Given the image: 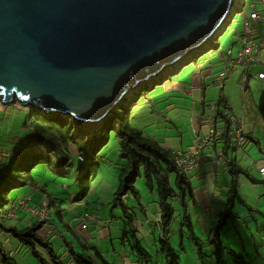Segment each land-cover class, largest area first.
I'll return each mask as SVG.
<instances>
[{
    "label": "water",
    "instance_id": "1",
    "mask_svg": "<svg viewBox=\"0 0 264 264\" xmlns=\"http://www.w3.org/2000/svg\"><path fill=\"white\" fill-rule=\"evenodd\" d=\"M235 5L0 0V100L98 124L131 92L209 45L231 23Z\"/></svg>",
    "mask_w": 264,
    "mask_h": 264
},
{
    "label": "trees",
    "instance_id": "2",
    "mask_svg": "<svg viewBox=\"0 0 264 264\" xmlns=\"http://www.w3.org/2000/svg\"><path fill=\"white\" fill-rule=\"evenodd\" d=\"M237 8L242 9L243 4L238 2ZM237 8L235 11L238 10ZM227 26L218 35L224 34L228 29H226ZM208 46L198 52L197 56L206 54ZM197 56L194 59H197ZM183 65L171 73H176ZM170 74L164 78H168ZM164 78L157 79L152 84L148 83L146 87L131 92L118 108L120 115H111L98 124L73 121L70 115L42 114L36 112L34 107H28V117L24 123L26 132L23 149L17 151L7 160L0 161V211L6 210L7 206L12 209L17 201L22 199L18 198L17 193L15 194L16 198L11 199L9 194L14 190H22L30 184H36V177L49 180L46 178L48 172L56 175L52 182H58V176L67 179L72 176V172H75L73 177L76 176L80 188L75 201L85 202L86 198H89L87 204H91L92 199L87 196L92 188V172H96L94 168L103 163L102 155L105 151L113 148L124 164L119 168V186L114 196V202L111 204V210L112 212L117 208L121 210V217L114 216V219L120 223L123 242L130 246L131 253L140 264H156L155 257L147 246H156L157 255L161 254L165 257L166 264H181L180 254L186 252L184 241L186 233L190 235L193 243L197 246V256L203 264H205V258L209 256L205 252V248L210 249L211 247L213 249L209 257L214 259L216 264H254V262L264 264V251L261 247L258 248V245H252L254 242L251 243L254 254H251L244 250L243 245L241 252H237L231 247L225 246L221 239L222 232L229 225L236 228L237 234H241L239 223L241 222V226L247 224L238 214L236 207L241 205L252 212V208L242 199L239 191L240 177L244 175L251 179L250 175L239 171L235 162L229 163L232 184L226 200L227 205L215 221L213 237L207 246L206 241L196 235L195 227H198V224L195 223L193 216L195 210L193 182L198 178L200 172H193L189 176L184 175L177 164L175 153L163 149L156 140L151 139L145 132L132 125V109L152 93ZM261 105L264 110V97L261 100ZM228 111L231 112L228 102L221 98L213 119L217 132L216 143L223 144L227 150L230 149L232 137V125L225 116ZM72 146L75 147V151L71 148ZM77 155L83 156L84 161L82 162ZM109 155L110 153L106 158ZM77 163H79L78 166ZM139 178L144 180L148 191L154 194V201L160 210L159 229L161 233L156 238L154 245L150 244L147 237L145 238L139 232L137 210L123 201L126 195L132 193L137 204L141 205L140 193L136 187ZM48 202L50 206L49 219L38 221L23 229L17 226H8L0 221V235L3 232L9 234L27 249L28 253L38 261V264H70L68 260H63L58 255L53 245L40 236V231L45 228L46 223L50 225L52 218L53 223L56 221V224H61V227L70 229V224L75 223L72 218L74 214H71L72 212L69 210L61 209L62 203L50 196H48ZM174 202L181 206L179 211H176ZM69 215L70 217L67 218ZM175 221L180 223L179 248H176L172 243L171 233ZM185 227H187L186 231ZM146 230L148 231L147 228ZM149 234L152 237L153 234ZM82 245L84 247L82 252L76 251L70 245L69 255L73 262L76 264H108L97 248H87L84 243ZM40 248L43 251H40ZM12 252L13 250L6 241L0 238V264H28L21 258L14 257ZM247 258L251 260H247Z\"/></svg>",
    "mask_w": 264,
    "mask_h": 264
},
{
    "label": "crops",
    "instance_id": "3",
    "mask_svg": "<svg viewBox=\"0 0 264 264\" xmlns=\"http://www.w3.org/2000/svg\"><path fill=\"white\" fill-rule=\"evenodd\" d=\"M245 5L243 4V7ZM235 23V21H231L227 28L230 25L233 27ZM241 26L244 27L245 23ZM236 31L241 39L244 30L240 31L238 29ZM233 34L234 36L236 35L232 30L230 37ZM229 43L227 42L224 52L219 50L220 45H218L216 46V54L206 57L203 62H201V58L213 49H209L202 56L199 55L198 57V54L195 55L197 59L193 57L191 62L183 65L176 73H173V71L168 78L163 77L164 80L160 85L155 87L152 93L143 98L132 109L131 123L136 129L142 130L148 137L156 140L163 149L173 153L188 152L198 145L200 137L207 134L209 130L208 119L211 112H213V107L218 106L221 98L226 99L235 118L242 122L247 141L241 151L227 150L223 144L219 143H216L214 150L215 152L225 150L226 156L235 159V164L239 171L246 172L251 177V179H248L242 175L239 186L242 199L252 208V212L249 211L248 213L252 219V224L242 225L240 234L241 239L247 235L246 242H248L241 240V248L238 249L236 247L238 250H234L241 252L243 245V248L245 247L244 250L246 252L249 251L246 248V244L250 245L249 241L253 240L254 244L252 245H258V248L261 247L264 251V240L258 243L253 230V228H256L258 233L264 232L261 231L262 229L264 230V225H262L264 223V180L259 174L261 169L264 168V110L261 105V100L264 97V80L259 78V74L264 73V66H259L252 71V78H256L255 83L258 85L255 89L249 85L246 87L242 86V94H233L229 93L228 83H226V88L220 90L216 84V79L219 72L224 69L229 61L226 51L234 47ZM176 76L178 77L175 78ZM3 105L4 103L0 104V149L9 151L11 157L17 151H21L25 145L23 139L26 129L24 128L25 122L21 120V113L26 108H19L14 105L13 107H16L19 111L16 112L17 110L15 111L13 107L5 110L6 105ZM214 112L216 113V110ZM13 114L15 117H13ZM15 136L18 141L14 139ZM117 155L115 152L107 158L115 162L112 165L114 175H111V179L112 181L115 179L114 181L118 182L115 190H112V198L111 196L102 197L100 195L91 198V204H87L88 201L78 203L75 201L77 193L73 181L71 179L69 181L59 179L58 182H52L55 179L52 174L46 175V178H49L50 181L36 177V184H30L17 192L18 198H30L29 205L31 207H41L43 202H48V196H50L62 203L61 209L69 210L72 212L71 214H74L72 218L75 223L70 224V229L61 227V224H56V221L53 223L52 218V221H50L52 232L49 233L46 228L40 231V236L53 245L58 255L63 260H68L70 264L73 261L69 255V250L71 247L75 250H82L84 248L82 243L87 248H97L108 264H111L110 261L118 262L119 257L122 258V264H140L133 253H131L130 246L123 242L120 223L114 219V216L117 218L121 217V210L119 208L114 209L113 212L111 210V204L114 202V196L119 186V168H121L120 165L124 164ZM104 164L102 163L98 167L100 172ZM78 165L79 163H77ZM196 172L200 173L198 178L194 179L195 182H193L195 194L193 216L198 227L201 225L204 228L208 227L210 236L206 237L207 241L205 240L208 243L211 242L213 237L215 221L227 205L226 200L232 184L231 168L227 162L219 161L217 158H209L204 166ZM115 175L117 176L116 178ZM138 183H141L138 186L141 205L137 204L132 193L126 195L123 201L137 210L139 232L145 238L147 237L150 244L154 245L156 238L161 233L159 229L160 210L154 201V194L148 191L145 182L138 181ZM9 196L12 199L13 195L9 194ZM151 204H155L158 209L153 211L150 207ZM88 214L97 215L99 223H90L88 230L83 231V233L79 223ZM69 217L70 215L67 218ZM241 218L245 220V218ZM38 221L37 217L22 209L12 219L1 222L6 223L8 226H17L23 229ZM95 231L97 232L94 233ZM149 233L153 234L152 237H150ZM229 237L230 234H228V239ZM0 238L4 239L13 250L14 257L21 258L28 264H38V261L28 253L27 249L16 242L9 234L3 232ZM107 241L113 246V251L106 252L101 249L102 243L100 242L105 243ZM231 241L234 245L236 244L235 239ZM40 251L43 250L40 248Z\"/></svg>",
    "mask_w": 264,
    "mask_h": 264
},
{
    "label": "built area",
    "instance_id": "4",
    "mask_svg": "<svg viewBox=\"0 0 264 264\" xmlns=\"http://www.w3.org/2000/svg\"><path fill=\"white\" fill-rule=\"evenodd\" d=\"M264 0H254L250 4V12L245 16L244 33L239 41V49L237 55L234 54V47L226 51V55L229 58L227 65L221 70L216 79V84L220 90H224L226 82L231 77V74L239 70L241 66L245 67L243 74V87L249 85L252 78V71L259 66H264ZM259 78L264 80V73L259 74ZM216 105V104H215ZM217 106V105H216ZM216 106L213 107V112L216 110ZM208 119V132L205 136L200 137L198 145L188 152L175 153L177 156V164L184 175L189 176L191 173L200 170L209 158H217L219 161L232 163L234 158H229L225 155V150L216 151V137L217 132L214 126V113ZM226 118L232 125V137H231V151H241L247 141V136L243 130L242 122L238 121L231 112H226ZM10 158V152L0 149V161ZM78 158L83 162L84 157L78 155ZM264 180V169L259 172ZM30 198L24 197L17 201L16 205L10 210L0 211V221H7L12 219L19 210H25L31 215L38 218L39 221H46L50 213V206L47 201L43 202L41 207H31ZM99 223L95 215H87L81 219V230H88L90 223ZM45 228L52 232V228L48 223L45 224Z\"/></svg>",
    "mask_w": 264,
    "mask_h": 264
},
{
    "label": "rangeland",
    "instance_id": "5",
    "mask_svg": "<svg viewBox=\"0 0 264 264\" xmlns=\"http://www.w3.org/2000/svg\"><path fill=\"white\" fill-rule=\"evenodd\" d=\"M253 1L254 0H237L236 1L237 5H238V2L240 4H246V6L244 7V12L243 13L242 12L236 13L235 20H234L236 23L233 24V27H232V25H230L228 27L227 31L224 34H220L219 36H217V38H215L212 41L213 43H211L209 45L208 50L209 49H213V50H211L206 56H203V58H201V62H203L206 57H209V56H212V55L216 54V52H217L216 51V48H217L216 46H218V45H220L219 50L221 52H224V50L226 48V45H227V42L228 43L230 42L229 44H231L232 46H234L235 56L237 55V52H238V49H239V43L238 42L240 40V36L237 35V31L236 30H238V29H240V31H243L244 30V27H242L241 25L242 24L244 25V23H245V16H246L247 13L250 12V4ZM232 30L236 33V35L234 36V34H233L232 37H230V32ZM195 55H197V54H192L193 57H195ZM188 61H190V59ZM188 63H185V65H187ZM188 66H190V65H188ZM171 69H173V68H171ZM244 72H245V67L241 66L238 71H236L235 73L231 74V77L226 82V83H228L227 84V87H228L229 93H233V94L240 93V94H242V92H243V87H242L243 86V82H242V79H243ZM177 77L178 76H176L175 78H177ZM255 82H256V78H252L250 80V82H249V86H252L253 89H255V87L258 86ZM152 83L153 82H150V84H152ZM225 88H226V86H225ZM0 104L2 105L1 100H0ZM4 105H6L5 106V110L9 109V107H13L14 105L18 106L19 108H26V110L23 111V113H21V120L23 122L26 121V119L28 117V112H29L28 111V107H25V106L22 107V105L19 102H17V101H15L13 103H10L9 105L8 104H4ZM29 107H31V106H29ZM32 107H34V106H32ZM13 109H15V111L17 110L16 112H19L16 107H13ZM34 109H35L36 112H39V113H42V114H46L43 110H41L38 107H34ZM116 115H120V112L118 110H116ZM13 117H15L14 114H13ZM72 120L73 121H78V120H75L74 118H72ZM14 139L18 141V138L16 136H15ZM71 148L75 151V147L74 146H72ZM115 152H116V150L112 148L111 150H106L105 153L102 155L104 157L103 163H105V164L103 165V168H102L101 172L99 171V168L98 167H95L94 168V171H96V172H92L93 173V176L91 177L92 188H91V191L89 192V195L87 197L93 198V197H96V196L98 197V196L101 195L102 197L111 196V198H112V196H113L112 190H115V186L118 184V182L114 181L115 179L113 181L111 179V175H114V170H113V166L112 165L115 162L113 160L107 159L106 156H107L108 153H110V155H112ZM48 173L49 174H52L51 172H48ZM72 173H73L72 176H70L66 180L64 178H62V177H59L58 175L57 176H58V178L60 180H64V181H69V179H71L73 181V183L75 184L76 193L78 194V192L80 190L79 184H78V182L76 180V176L73 177V175H74L75 172H72ZM53 176L56 178V175H53ZM116 177L117 176L115 175V178ZM138 181L139 182L140 181L144 182L142 178H139ZM140 184L141 183L136 184V187L138 188V190H139V187L138 186H140ZM144 188H145V185H144ZM17 192H18V190H14L11 193L13 195L12 196L13 199L16 198V195L15 194ZM87 200L89 201V198H86V201ZM150 207H151V209L153 211H156V209H158L155 204H151ZM174 207H175L176 210H180L181 209V206L177 202H174ZM5 209L6 210H9L10 209V206H7ZM236 210H237L238 214L241 217H243V218H245V220H247L246 221L247 225L252 224V219L250 218V216L248 214L249 211L247 210L246 207H243V206L241 207V205H239V206L236 207ZM253 215H255V213H253ZM80 224L81 223H79V225ZM239 225H240L239 226V229H240L241 228V222L239 223ZM262 225H264V223ZM99 228L101 229V227H99ZM179 230H180V223L178 221H175V223L173 225V229H172L171 236L173 237L172 243L174 244V246H176V248H179V235H178V231ZM186 230H187V227H185V231ZM253 230H254V235H255L256 240L258 241V243H260L261 240H264V232L263 233L262 232L258 233V230L256 228H253ZM195 231H196V235L198 237H200L203 241L204 240L207 241L206 237H209L210 236V233L208 232V227L204 228V227H202V225L200 227H197L196 226L195 227ZM261 231H264V230L262 229ZM96 232L97 231H95L94 233H96ZM88 234H89V232H88ZM228 234H230L229 239H228ZM260 234H262V235L260 236ZM246 236L245 237H242V239H241V235L236 233V228H234L232 225H229L222 232L221 239L224 242L225 246L231 247V249L238 250V249L241 248V244H240L241 243V240L243 242H246ZM233 239L236 240V244L235 245L231 241ZM184 241H185L186 252H183V253L180 254L181 255V264H203V262L198 259V256H197V246L193 243V241H192L190 235H188V233L185 234ZM229 242H230V244H229ZM249 242H250V245L246 244V248L249 249V252H251V254H254V248H252V246H251V243L253 242V240H251ZM100 243H102L101 249L103 251H106V252L107 251H110V250L113 251V249H112L113 246L111 245L110 242L107 241L105 243L104 242H100ZM146 246H147V244H146ZM207 246H208V244H207ZM147 248L154 255L155 260H156V264H166L165 257H163L161 254H158L157 255L156 246L155 247H148L147 246ZM212 249H213L212 247L210 249L209 248H205V252L210 256ZM76 251L82 252V250H79V249H76ZM122 254H126V253H122ZM209 256H207L205 258L204 263L205 264H216V261L214 259L210 258ZM247 260H251V259L250 258H247ZM110 263L111 264H122V258L119 257L118 258V262H111L110 261ZM72 264H76V263L73 262ZM254 264H256V262H254Z\"/></svg>",
    "mask_w": 264,
    "mask_h": 264
},
{
    "label": "clouds",
    "instance_id": "6",
    "mask_svg": "<svg viewBox=\"0 0 264 264\" xmlns=\"http://www.w3.org/2000/svg\"><path fill=\"white\" fill-rule=\"evenodd\" d=\"M237 1V0H236ZM246 6V5H245ZM244 6V7H245ZM244 7L242 8V9H239V8H237V3H236V5H235V9L237 8L238 10L237 11H235V9H234V12H235V15L232 17V20H230V21H234L235 20V16H236V13H239V12H244ZM229 21V22H230ZM217 38V37H216ZM211 43H213V42H211ZM210 43V44H211ZM209 44V45H210ZM208 48H209V46H208ZM194 54H198V52H196V53H194ZM193 58V56H191L189 59H192ZM186 63H188V61H186ZM184 65H185V63H183ZM183 64H180V65H178V66H176V67H174L173 69H169L168 71H166V72H164L163 74H162V76L160 77V78H158V79H162L163 77H165V76H167L168 74H170L171 73V71H173V70H175L176 68H178L179 66H181V65H183ZM155 80H157V79H155ZM155 80H152V81H150V82H153V81H155ZM149 82V83H150ZM148 84V83H147ZM146 84V85H147ZM146 87V86H145ZM144 88V87H143ZM22 105V104H21ZM23 106V105H22ZM118 110V109H117ZM233 114V113H232ZM234 116V115H233ZM246 134V133H245ZM235 162V161H234ZM233 163V162H232ZM264 169V168H263ZM262 170V169H261ZM261 172V171H260Z\"/></svg>",
    "mask_w": 264,
    "mask_h": 264
}]
</instances>
